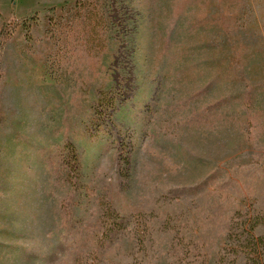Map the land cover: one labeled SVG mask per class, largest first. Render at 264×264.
<instances>
[{
  "label": "rangeland",
  "instance_id": "1",
  "mask_svg": "<svg viewBox=\"0 0 264 264\" xmlns=\"http://www.w3.org/2000/svg\"><path fill=\"white\" fill-rule=\"evenodd\" d=\"M260 221L264 0H0V264H228Z\"/></svg>",
  "mask_w": 264,
  "mask_h": 264
},
{
  "label": "trees",
  "instance_id": "2",
  "mask_svg": "<svg viewBox=\"0 0 264 264\" xmlns=\"http://www.w3.org/2000/svg\"><path fill=\"white\" fill-rule=\"evenodd\" d=\"M66 151L71 153L74 159L76 158V148L72 144L66 145ZM260 225H264V222L248 223L241 226L246 231L238 240L242 251L234 250V259L228 264H264V234L257 235L255 233V229Z\"/></svg>",
  "mask_w": 264,
  "mask_h": 264
}]
</instances>
